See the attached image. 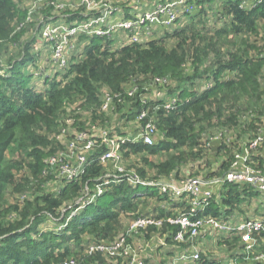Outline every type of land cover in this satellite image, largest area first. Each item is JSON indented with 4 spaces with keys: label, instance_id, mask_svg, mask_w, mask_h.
I'll return each mask as SVG.
<instances>
[{
    "label": "trees",
    "instance_id": "16d2710c",
    "mask_svg": "<svg viewBox=\"0 0 264 264\" xmlns=\"http://www.w3.org/2000/svg\"><path fill=\"white\" fill-rule=\"evenodd\" d=\"M243 1L220 0L212 21H208L206 16L215 0H196L191 3L190 13H186L171 31H164L144 43L117 47L108 38L81 37L82 52L73 53L69 66L59 75L44 78L47 86L43 90L35 88L31 79L33 71H26L28 67L37 69L40 59L39 51L30 53L34 37L24 44L19 58L10 60L7 66L0 64V264H58L72 257L78 260L77 264H121L120 258L116 263L101 252L88 254L86 249L92 243L113 241L129 220L145 211L149 202L137 193L140 185L144 193L160 199L156 188L142 184L132 186L125 178H120L107 184L101 195L71 215L78 207L77 201L85 194V188L93 191L97 179L111 167L104 168L100 164L99 153L104 146L92 156L91 163L77 180L63 179L56 193L41 194L22 204L6 205L3 196L7 186L13 184L16 192L22 188L21 183L14 182L12 170L16 164H25L29 176L37 182L52 179L51 173H43L44 160L63 145L51 140L50 133L62 124L67 125L61 119L69 107L85 111L90 123L98 121L108 125L107 128L115 130L119 136L133 131L124 130L125 127L119 125L121 119L123 124H144L145 120H136L137 115L143 108L150 109L158 131L155 142L126 141L121 145L122 161L131 155H142V161L153 170L149 175L143 167L137 168L136 174L143 180L158 181L176 175L181 165L202 158L204 149L200 138L204 124L213 126L216 122L222 127H235L240 124L244 104L250 106L246 109L255 111L254 107L264 103V84L260 81L264 57L250 56L249 50L256 47L245 40L236 49L229 46L235 44L231 40L233 37L257 35L259 24L264 23V0L248 7L242 6ZM125 7H133L135 11L139 8L133 3L123 10ZM133 13H126L124 17H134ZM74 15L80 17L78 13ZM26 16V8L15 0H0V48L2 43L19 42L25 29L15 32L14 24L19 25ZM154 78L170 81L160 88L177 96L173 109L164 108L163 99L141 103L140 94L148 93L145 83ZM133 86H137V92L127 95ZM106 91L113 96L111 111L101 110L102 95ZM156 104H160V108L154 109ZM261 112L243 124V132L252 133L250 138L259 133ZM71 126L75 130L70 138L86 128L77 118ZM14 146L22 153V161L6 159ZM162 153L167 154L166 159L158 163L149 161L148 156ZM233 159L234 155L229 154L217 167L192 176L207 180L221 177ZM251 189L247 185L227 182L217 185L202 214L218 216L226 207L230 214L245 201L241 194L251 193ZM157 211L159 216L172 214L170 210ZM49 222L62 229L44 230L41 224ZM177 229L168 224L160 230L148 226L137 236L148 239L147 231L155 230L162 235ZM262 237L264 239V234ZM170 239L166 237L169 244ZM225 242L230 249L241 248L236 237L229 236ZM259 249L264 250V242ZM205 256H201L203 264H214ZM231 257L236 262L246 263L244 254L238 250ZM145 262L148 264L149 259ZM161 264L164 263L161 261Z\"/></svg>",
    "mask_w": 264,
    "mask_h": 264
},
{
    "label": "built area",
    "instance_id": "2783aa9c",
    "mask_svg": "<svg viewBox=\"0 0 264 264\" xmlns=\"http://www.w3.org/2000/svg\"><path fill=\"white\" fill-rule=\"evenodd\" d=\"M19 1L26 5H23L27 10L25 20L32 21L33 10L29 4L30 0ZM195 1L155 0V2L146 5L143 3L145 7L138 8L137 11L135 9L134 17L131 18L124 17L121 7L116 5L115 0H74L73 2L34 0L33 3L42 4L44 6L42 9L45 11L64 13L59 18H53L48 12L49 17L46 14L47 17L37 18L36 26L39 39L42 38L50 51V56L45 58L48 65L64 70L69 66L72 54L84 44L80 40L81 37L97 36L113 41L116 36H119V46L127 43H144L158 36L157 32H163L170 26H177L184 19L185 14L190 13L191 3ZM257 2L260 0H244L242 6L248 7ZM74 13H78L80 17L76 18ZM44 62L43 59H39L37 69H33L35 76L37 74L44 75L41 71L46 72ZM168 83L169 80L166 78H154L151 82L145 83L144 89L154 94L155 100L163 99V107L171 110L176 105L177 96L160 88ZM136 92L137 86H133L127 91V95L133 96ZM146 95L140 94L141 103L147 102ZM112 105L113 96L107 92L103 97L101 110L110 111ZM157 108H160V104L154 106V109ZM149 111L150 109L143 108L139 112L136 120L138 122L145 120V123L134 125L133 131H129L126 136H119L115 130L97 125H93L91 131L86 129L75 132L74 137L69 138L70 145L67 148V154L72 162L67 161L62 152L50 155L44 160L46 166L43 173L45 175L56 173V177L61 180H77L91 163L92 156L104 146L99 153V161L101 165L110 162L111 167L109 170L105 169V172L97 179L93 191L88 187L85 188V194L77 201L78 207L73 209L71 215L101 195L107 184L114 180L119 181L120 178H125L132 186L142 184L157 189L160 199L147 193H139L140 198L147 199L149 203L141 215L129 220L124 231L118 237L111 242L92 243L86 252L88 254L101 252L113 258L116 263L120 258L121 264H147L146 259L149 261L150 259H159L156 257V251L153 252V250L166 246L181 248L182 245H186L184 250L178 251L177 256L171 255L165 263L201 262L202 251L198 250L195 245L200 240H205L208 233L216 232L236 237L240 243V253L244 254L246 261L264 264V250L259 249L264 242L262 237L264 217L237 219L234 212L229 214L226 208L221 209L218 216L202 214L214 196L213 187L222 185L224 182L238 186L247 185L264 194V134L259 132L241 146L234 154L230 167L221 177L207 180L199 176L173 178L171 175L170 179L143 180L136 173L127 172L120 166L122 161L121 145L126 141H142L146 144L155 142L158 131L154 116ZM64 132L65 130H62L61 137L64 136ZM115 167L116 170L113 169ZM157 209L170 210L172 214L159 216ZM164 224L176 226L178 229L174 233L167 231L162 235L155 230L147 231L150 234L148 239H141L137 236L141 235V229L146 230L148 226H154L156 230H160ZM59 227L62 229V226ZM166 237L171 238V244L167 242ZM154 238L160 240V245L153 242ZM151 251L153 253H150ZM77 262L78 260L72 257L58 264H77ZM230 262L236 264L232 257Z\"/></svg>",
    "mask_w": 264,
    "mask_h": 264
},
{
    "label": "rangeland",
    "instance_id": "374dc122",
    "mask_svg": "<svg viewBox=\"0 0 264 264\" xmlns=\"http://www.w3.org/2000/svg\"><path fill=\"white\" fill-rule=\"evenodd\" d=\"M15 1L19 3L20 5L26 6L19 0H15ZM33 1L34 0L29 1V4L32 6L31 9L33 10L32 21L25 20L19 25L17 23L14 24L15 32H19L21 29H25V32L23 33V35L20 36L18 43H12V42L2 43L1 48H0V64L2 66H7V63L10 60L19 58L21 55V52L23 51L22 49L24 47V44L27 43L32 37H34L35 42L33 43V49L30 51V53L31 52L36 53L39 51L41 58L39 56L38 57L41 60L43 59V61H45L44 68H46V72L40 70L41 72L44 73V75H40V74H37V76L32 75L31 79L33 80V84L35 85V88L37 90H43L47 86V84L44 83V78L51 77L53 75H59L63 70H59L57 67H54V66L51 67L48 65V62L46 61L45 58L50 56V51H48V48L46 47V44L43 42L42 38L39 39L38 37L36 21L38 17H41V16L45 17L46 14L48 16L49 15L48 12L51 13L50 16L53 18L55 17L59 18V16H63L64 13H60L57 11H47V10L45 11L42 9L44 7L42 4L35 3V2L33 3ZM66 1L73 2L74 0H66ZM115 2H116V5L121 7V9L123 10L124 6H128L131 3L137 4L139 9H141V7H145L144 5L155 2V0H115ZM219 2L220 0H215V3L211 5V9L208 10L209 12H208V15L206 16L208 21L209 20L212 21L213 13L215 12V9L218 7ZM143 3L145 4L143 5ZM122 10H121L122 14H126V13L132 14L134 12L133 7H128V8L125 7V9L123 11ZM172 29L173 27L170 26L166 28L164 31H171ZM258 31L259 32L257 35L251 34V35H247L246 37L237 36V37L231 38V40L234 41L235 44H233L234 46H231V45L229 46L232 47V49H236L238 45H243L244 40H245L247 44L254 45L256 47L254 50L253 49L249 50L250 56L264 57V23L259 24ZM163 32L160 31L157 33L158 35H160V34H163ZM118 38L119 36H116V38L113 40V45L117 47L119 46ZM82 47L83 45L80 46L76 52L77 53L82 52ZM33 69L34 68L28 67L26 68V71L30 70L32 72ZM260 81L262 84H264V71H263V75ZM105 93H107V91L104 92V94L102 95V98L104 97ZM146 96L148 97V100H152V99L155 100L154 99L155 95L152 94L151 92H148ZM263 105L264 103H262L260 107H256V108L254 107L253 109L255 111H252V109L249 108L250 107L249 105L244 104L240 112L241 114L240 124H238L235 127H222V126L217 125L216 122H214L215 125L213 126L204 124L205 130L200 138L202 147L204 149L203 157L200 158L199 160L190 161L186 164L181 165L179 167L178 174H176L179 177L173 174L172 175L173 178H184L186 176H192L193 174L198 173V171H200L201 174H204L210 171L212 167H217L222 161L226 160L229 154L234 155L240 149V147L243 146L250 139V136L252 135L251 132L250 133L243 132V129L245 128L243 127V124L244 123L247 124L248 123L247 121H249L250 118L253 119L254 117H256L258 115V111H262L261 118H260L262 123L260 124V128L258 131L261 134H264V107ZM246 106H249V107H247L246 109ZM111 115H114V114H111ZM76 118L78 119V121L85 124L86 126L85 130L87 129L91 131V128L93 125H97L100 127L103 126L104 128H107L108 126V125L104 126L101 124V122H98V121L95 123H92V122L90 123L88 120L89 118L88 113H86L83 110L74 111L70 107L66 108L65 112L62 114L61 120H64L65 123H67V125L62 124L61 127L56 129L57 131L50 133V138L51 140L54 139L63 145V147L60 146V148H58L55 153L57 154L58 152L59 153L62 152L65 159H67V161L69 162H72V159H70L67 154L68 153L67 148H69V145H70L69 138L72 135L73 130H75V128H72L71 124L74 122V119ZM112 120L113 118L110 119V123ZM119 125L122 128L125 127L123 128L124 130L125 129L129 130V129H132V127L134 128L135 124L134 123L123 124V120L121 119V123ZM62 130H65L63 137L60 136L62 134ZM166 157H167V154L162 153L157 156H148V159L149 161L153 163H158L166 159ZM141 158H142V155H131L130 157L123 159V161H121V165L120 163L119 165L123 167V169L125 170L129 169L130 172H134V173H137V168L143 167L144 169L148 171L149 175H152L153 170L150 169L149 166L146 165L142 161ZM6 159L8 161H22L23 155L14 146L6 154ZM110 166H111L110 162H107L103 165L104 168H108ZM113 169L116 170V167ZM12 173L14 175V182L21 183L22 188H21V191L16 192L14 190L13 184L7 186L6 192L3 196V198L5 199L6 205H10V204L13 205L15 203L22 204L26 200H33L36 196L41 195V194L56 193L59 190L58 188L61 186V183H62V180L56 177V173L51 174L52 179L50 180L43 181L42 183L41 181L37 182L36 180L31 178V176H29L28 168L27 166H25V164L21 166H18L16 164V167L13 168ZM172 176L164 177V179L166 178L170 179L172 178ZM136 190H137V193L144 194L143 187L141 185ZM251 190H252L251 193L241 194L242 197L245 198V201L241 203L239 207H236V208H239L240 210L235 209L233 211L235 214L234 216L237 219L246 218V217H264V194H261L255 189H251ZM110 199L112 198L111 197L108 198V201ZM168 202H170V200H168ZM88 208L92 209V206H88ZM64 210L65 208L62 209V212ZM124 220L126 219L124 218ZM41 225L44 230H47V229L59 230L60 229L59 225L55 223L49 222V223H44ZM228 237H229L228 234H219L216 232H211V233H208L205 240H200L195 246L198 250L202 251L201 256L206 255L205 257L210 258L214 264H231L230 262L231 254L237 250L239 252L240 249L238 247L234 249H230L227 243L225 242V239H227ZM152 240L154 243H158L160 245V240L158 238H154ZM238 245H240L239 242H238ZM185 247L186 245H182L181 248L180 247L175 248L173 246H166L161 249L158 248L156 250H153V252H155L160 249L158 251L159 254L157 256V258L159 259H154V260L150 259L148 264H161V261L164 264H166L165 261L169 260L171 255L177 256L178 251L184 250ZM153 252L151 251L150 253H153ZM169 252L171 253L170 255L168 254ZM200 263L202 262L186 261V262H180L178 264H200ZM236 264H254V263L249 262V261H246V263L242 261H237Z\"/></svg>",
    "mask_w": 264,
    "mask_h": 264
},
{
    "label": "crops",
    "instance_id": "0c3cea01",
    "mask_svg": "<svg viewBox=\"0 0 264 264\" xmlns=\"http://www.w3.org/2000/svg\"><path fill=\"white\" fill-rule=\"evenodd\" d=\"M211 187H212V186H211ZM215 187H217V186H214V187H213V190H214V191H215V189H217V188H215Z\"/></svg>",
    "mask_w": 264,
    "mask_h": 264
}]
</instances>
